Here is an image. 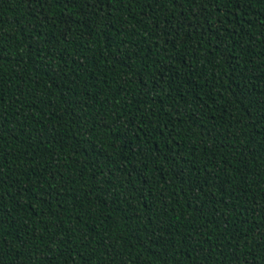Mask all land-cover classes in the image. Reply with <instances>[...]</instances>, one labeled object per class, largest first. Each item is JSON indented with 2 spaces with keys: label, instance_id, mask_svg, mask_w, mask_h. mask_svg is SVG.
Returning a JSON list of instances; mask_svg holds the SVG:
<instances>
[{
  "label": "trees",
  "instance_id": "1",
  "mask_svg": "<svg viewBox=\"0 0 264 264\" xmlns=\"http://www.w3.org/2000/svg\"><path fill=\"white\" fill-rule=\"evenodd\" d=\"M0 264H264V0H0Z\"/></svg>",
  "mask_w": 264,
  "mask_h": 264
}]
</instances>
